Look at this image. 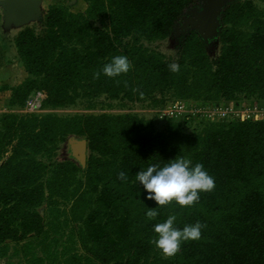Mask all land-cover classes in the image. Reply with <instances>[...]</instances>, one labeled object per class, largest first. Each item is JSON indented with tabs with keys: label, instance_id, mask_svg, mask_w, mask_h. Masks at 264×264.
<instances>
[{
	"label": "trees",
	"instance_id": "1",
	"mask_svg": "<svg viewBox=\"0 0 264 264\" xmlns=\"http://www.w3.org/2000/svg\"><path fill=\"white\" fill-rule=\"evenodd\" d=\"M197 1L83 0L86 10L78 12L59 1L42 27L15 37L27 78L13 88L12 108L40 90L45 109L84 99L85 109L100 111L1 116L0 160L8 156L0 165V264H264V119L195 116L200 121L189 133L187 117L160 118L155 110L146 118L127 109L179 100L264 105V0L224 8L215 58L198 32L186 34L178 73L150 46L169 38ZM121 54L132 64L127 74L94 78ZM157 118L166 119L161 130ZM70 136L88 139L86 166L69 153L56 160ZM180 156L203 164L215 187L192 206L158 207L149 221L145 213L156 203L145 199L135 175ZM121 171L127 180L118 178ZM169 215L181 228L205 225L174 256L152 243L153 225Z\"/></svg>",
	"mask_w": 264,
	"mask_h": 264
},
{
	"label": "clouds",
	"instance_id": "2",
	"mask_svg": "<svg viewBox=\"0 0 264 264\" xmlns=\"http://www.w3.org/2000/svg\"><path fill=\"white\" fill-rule=\"evenodd\" d=\"M131 67V61L126 54L115 55L93 76L98 79L102 73L109 78H115L127 74ZM167 67L172 73L180 71V65L176 62L168 64ZM118 178L125 181L127 175L121 171ZM135 178L138 184L143 186L145 199L156 203L155 207H148L145 213L149 221L155 220L159 215L158 207L173 201L181 207L192 206L199 201L201 192L212 191L215 187L214 178L203 164L193 163L190 158L183 156L172 159L171 163L164 166L152 164L146 169H140ZM176 219L175 215H169L163 222L153 225L156 238L152 243L165 256H174L185 241L198 240L202 228L205 227L197 221L181 228L176 225Z\"/></svg>",
	"mask_w": 264,
	"mask_h": 264
},
{
	"label": "rangeland",
	"instance_id": "3",
	"mask_svg": "<svg viewBox=\"0 0 264 264\" xmlns=\"http://www.w3.org/2000/svg\"><path fill=\"white\" fill-rule=\"evenodd\" d=\"M1 1V0H0ZM62 1L64 4L67 6H70L75 10L76 12L78 11H85L86 10V4L83 2V0H45V8L46 10L49 9L51 5L56 4L57 2ZM201 1L198 0L193 7L200 6ZM261 6L264 7V4H260ZM43 20V19H42ZM34 26H38L37 22L33 24ZM190 31H193L191 28V23L188 20L187 17H183L182 20L178 23L176 26L175 30L173 31L172 35L167 38L166 40L158 41L155 43L150 44V46L164 52L173 62H177L179 55H178V50L180 48V43L182 42L184 36L188 34ZM206 44L208 51L211 55L212 58H215L218 56L220 52V40L218 37H215L213 33L208 34V36L205 38ZM149 45V44H147ZM27 78V72L24 68L23 63L19 60L17 57V51L16 47L14 46V41L10 35H4V33L0 30V118L2 115L5 113L9 112H17L20 115H28V114H43L45 112H54L60 115H67V114H74L77 112H86V113H93V112H98L100 110H87L83 106L85 104V100H80V104H77L76 106H71L68 108H62V109H45L42 106L41 107H30L27 106V101L24 106H16V107H11L10 106V99L13 93V88L19 86L22 84L25 79ZM46 93L44 92V99L46 98ZM102 100V98H101ZM44 102V101H43ZM190 103H192L190 101ZM149 104V103H148ZM170 104V103H169ZM169 104H165L164 106L156 107L153 108L151 106H148L147 104L143 105L142 103H137L136 105L134 104L133 106H130L127 109L132 110L133 112H137L140 114V116H144L146 118H153L155 117L154 111L158 110V108H166L169 106ZM258 104L257 101H251L248 106H254ZM43 105V104H42ZM191 105V104H189ZM232 106H235L234 104H231ZM236 105H243L241 104H236ZM246 106V105H245ZM235 107H240V106H235ZM33 108V109H32ZM100 109V108H99ZM127 109H122V110H127ZM105 109H102L104 111ZM110 110V109H109ZM122 110L120 109H115L113 111L116 112H121ZM165 120L166 119H159L157 118L156 124H157V129L161 130L165 126ZM207 120V119H206ZM188 123L184 125V129L186 132L193 133L194 129L196 128L195 126L197 125V122L200 121L196 120V118H189L186 119ZM199 123V122H198ZM72 137H77V136H70L67 141L63 142L61 144V149L58 152V155L56 157V160H62L64 157L68 156V153L72 157L70 153V144L69 140ZM80 138V137H78ZM8 155L5 156L3 160H0V165L2 164L3 161L7 158ZM41 212L45 211V206L42 207ZM21 247V246H20ZM20 255L17 257L20 259H23L22 253H19ZM14 259V258H12ZM18 259H14L13 262H21ZM1 264H5L2 262Z\"/></svg>",
	"mask_w": 264,
	"mask_h": 264
},
{
	"label": "water",
	"instance_id": "4",
	"mask_svg": "<svg viewBox=\"0 0 264 264\" xmlns=\"http://www.w3.org/2000/svg\"><path fill=\"white\" fill-rule=\"evenodd\" d=\"M200 1V6L190 7L184 16L190 21L192 30L198 32L203 40L210 33L219 38L220 27L222 26L221 15L224 8L234 0ZM47 13L45 0H1L0 30L4 35H10L14 41L20 31L28 26H33L35 22H37L38 27H42ZM69 144L72 157L78 160L82 166H86L88 139L86 137H72Z\"/></svg>",
	"mask_w": 264,
	"mask_h": 264
},
{
	"label": "built area",
	"instance_id": "5",
	"mask_svg": "<svg viewBox=\"0 0 264 264\" xmlns=\"http://www.w3.org/2000/svg\"><path fill=\"white\" fill-rule=\"evenodd\" d=\"M44 100V91L36 90L29 95L26 105L30 107H41L43 106L42 104ZM234 105L240 107L232 106L226 102H219L213 105H203L179 100L172 104L170 103L166 108L158 109L157 112L160 118H191L196 116L204 117L207 120L240 119L257 121L264 119V105H260L259 103L254 106Z\"/></svg>",
	"mask_w": 264,
	"mask_h": 264
}]
</instances>
